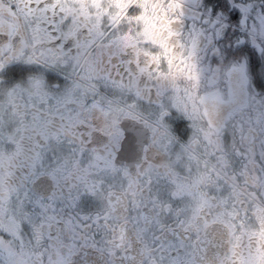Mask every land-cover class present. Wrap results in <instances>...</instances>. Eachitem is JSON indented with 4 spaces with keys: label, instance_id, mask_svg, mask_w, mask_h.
<instances>
[{
    "label": "snow or ice",
    "instance_id": "obj_1",
    "mask_svg": "<svg viewBox=\"0 0 264 264\" xmlns=\"http://www.w3.org/2000/svg\"><path fill=\"white\" fill-rule=\"evenodd\" d=\"M0 264H264V0H0Z\"/></svg>",
    "mask_w": 264,
    "mask_h": 264
}]
</instances>
